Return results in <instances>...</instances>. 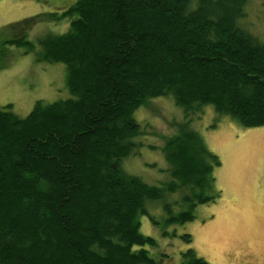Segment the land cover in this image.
Returning <instances> with one entry per match:
<instances>
[{
  "label": "trees",
  "instance_id": "obj_1",
  "mask_svg": "<svg viewBox=\"0 0 264 264\" xmlns=\"http://www.w3.org/2000/svg\"><path fill=\"white\" fill-rule=\"evenodd\" d=\"M65 14L71 30L40 43L46 60L66 64L71 97L38 101L26 117L0 108V264H160L140 218L165 190L127 168L143 146L135 114L172 98L264 126V38L253 22L264 0H77ZM6 42L29 44L24 34ZM172 144L167 192L211 186L220 161L198 132L185 125ZM185 257L209 264L192 249Z\"/></svg>",
  "mask_w": 264,
  "mask_h": 264
},
{
  "label": "rangeland",
  "instance_id": "obj_2",
  "mask_svg": "<svg viewBox=\"0 0 264 264\" xmlns=\"http://www.w3.org/2000/svg\"><path fill=\"white\" fill-rule=\"evenodd\" d=\"M21 1L16 11L12 1L0 0V15L8 19L0 28L38 13L51 14L32 26L0 32V108L11 104L7 111L26 117L38 101L48 105L71 97L66 64L46 60L47 48L40 41L71 30L72 16L65 12L77 0ZM253 22L264 38V18L254 16ZM22 34L29 44L6 42ZM139 110L135 115L144 124L138 139L143 146L127 168L165 190L162 200L140 218V232L156 241V246L143 248L160 264H181L190 249L209 264H264V126L245 127L211 105L187 112L172 98L155 99ZM185 125L198 132L220 164L213 168L212 187L168 193L167 186L176 180V167L170 162L172 141ZM182 136L193 140V135ZM216 191L220 193L213 202L194 201L197 194ZM185 213L193 218L182 222Z\"/></svg>",
  "mask_w": 264,
  "mask_h": 264
},
{
  "label": "crops",
  "instance_id": "obj_3",
  "mask_svg": "<svg viewBox=\"0 0 264 264\" xmlns=\"http://www.w3.org/2000/svg\"><path fill=\"white\" fill-rule=\"evenodd\" d=\"M2 1V0H1ZM7 1H12L14 3V7H15V10L16 11H19V2H23L21 0H7ZM38 14H41V13H38ZM21 18H22V15H21ZM8 22V19H7V16L6 14L2 13L0 15V26H4L6 25Z\"/></svg>",
  "mask_w": 264,
  "mask_h": 264
},
{
  "label": "bare ground",
  "instance_id": "obj_4",
  "mask_svg": "<svg viewBox=\"0 0 264 264\" xmlns=\"http://www.w3.org/2000/svg\"><path fill=\"white\" fill-rule=\"evenodd\" d=\"M143 180V179H142ZM144 181V180H143Z\"/></svg>",
  "mask_w": 264,
  "mask_h": 264
}]
</instances>
